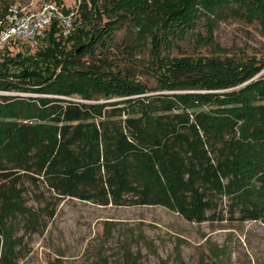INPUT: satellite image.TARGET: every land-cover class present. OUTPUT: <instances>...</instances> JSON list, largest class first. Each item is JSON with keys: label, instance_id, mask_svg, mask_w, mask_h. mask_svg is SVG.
<instances>
[{"label": "trees", "instance_id": "16d2710c", "mask_svg": "<svg viewBox=\"0 0 264 264\" xmlns=\"http://www.w3.org/2000/svg\"><path fill=\"white\" fill-rule=\"evenodd\" d=\"M233 1L264 24V0H83L67 36L58 19L37 36L42 58L26 40L12 38L0 45L1 88L67 96L11 95L18 100L4 105L10 108L1 121L0 179L29 173L59 195L101 204H159L198 222L224 219L222 206L227 205L231 219L264 222V84L255 94L259 102L254 122L247 108L233 104L184 106L190 94L207 100L203 93L160 94L158 104L147 100L149 109L141 113L125 100L90 103L68 96L144 91L140 86L133 90L132 78L120 71L69 66L112 31L113 20L103 22V11L129 17L142 38L151 36L154 53L184 38L205 14L207 39L223 50L214 38L213 15ZM77 36L80 44L69 49ZM230 58L223 60L218 53L156 61L161 63L159 72L168 77L166 85L176 89L232 86L264 69V58ZM223 65L231 67L232 74H209L208 67ZM249 134L257 140H250ZM3 195L7 208L19 198L13 188ZM16 252L7 240L0 248V264H18Z\"/></svg>", "mask_w": 264, "mask_h": 264}, {"label": "rangeland", "instance_id": "374dc122", "mask_svg": "<svg viewBox=\"0 0 264 264\" xmlns=\"http://www.w3.org/2000/svg\"><path fill=\"white\" fill-rule=\"evenodd\" d=\"M45 1L0 0V8L12 3L29 10L39 8ZM57 1L65 12L78 10L83 5V0ZM88 8L86 5L82 10ZM89 14L90 11L85 17ZM125 17L103 11V22L113 20L112 31L102 37L107 44L101 38L96 43L98 45L75 56L76 61L69 66H91L100 73L101 69L120 71L123 76L138 81H130L133 90L140 86L144 91L126 94L114 91L107 96L102 94L100 98H81L80 94L68 96L90 103L125 100L141 113V110L149 109L147 100L153 99L158 104L156 99L160 94L203 93L207 94V100L190 94L184 106L191 109L233 104L247 108L254 122L257 116L255 104L259 102L255 94L264 84V69L232 86L176 89L166 85L168 77L159 72L161 63L158 64L156 60L165 64L173 60L167 58H198L218 53L223 60H230V57L237 58L239 62L252 57L263 59L264 24L258 15L250 14L245 5L233 1L219 7L213 15L214 38L223 50L207 39L209 18L202 14L184 38L176 39L174 44L163 47L159 53L152 50L151 36L142 38L138 27L129 21V17ZM124 18L127 20L123 22ZM45 29L40 33L41 37ZM94 30L97 36L99 30L95 27ZM38 40L37 37L35 45L30 46L32 52H37L35 56L42 58L41 42L38 43ZM80 42V37H75L69 42V49ZM208 69L209 74L214 71H219L223 76L232 74L231 67L227 65ZM107 73H103L106 78ZM252 83L250 90L243 89ZM13 94L33 98L38 95L66 96L0 87V103L3 105L0 106V133L5 123L1 121L6 118V111L10 108L4 105L10 100H18L11 96ZM248 138L257 140L258 137L249 134ZM254 142L258 144L260 141ZM0 180V248L7 240H12L18 264H264V222L259 219H231L227 205L222 206L224 219L198 222L159 204H101L59 195L29 173L1 176ZM12 188L17 190L19 198L16 199L17 203L7 208L3 192L6 190V194L9 192L10 195Z\"/></svg>", "mask_w": 264, "mask_h": 264}, {"label": "built area", "instance_id": "2783aa9c", "mask_svg": "<svg viewBox=\"0 0 264 264\" xmlns=\"http://www.w3.org/2000/svg\"><path fill=\"white\" fill-rule=\"evenodd\" d=\"M75 13L76 9L63 11L57 0H46L39 8L29 10L11 3L0 15V45L19 38L34 46L37 36L55 19L59 20L63 35L67 36L74 26Z\"/></svg>", "mask_w": 264, "mask_h": 264}]
</instances>
